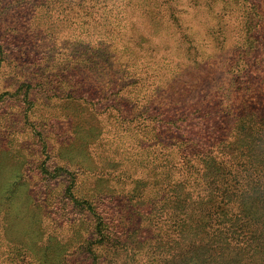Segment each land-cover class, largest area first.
I'll return each instance as SVG.
<instances>
[{"label":"rangeland","instance_id":"rangeland-1","mask_svg":"<svg viewBox=\"0 0 264 264\" xmlns=\"http://www.w3.org/2000/svg\"><path fill=\"white\" fill-rule=\"evenodd\" d=\"M210 1L122 0L129 3L118 19L126 35L123 55L111 60L109 49L97 50L89 63L75 58L86 34L81 23L89 20L74 4L83 0H0V43L8 51L6 59L0 54V264L19 253L25 264H93L98 211L118 236L127 238L136 228L128 214L137 205L125 200L146 182L149 194L170 158L150 139L152 120L163 118L150 95L159 92V102L176 100L185 109L214 100L225 114L222 104H230L237 69L245 62L264 65V0H215L208 11ZM246 17L256 24L249 33L258 37L254 54L247 51ZM212 29V36L225 38L224 47L214 46L207 35ZM183 32L195 34L201 50L195 57L182 43ZM203 56L207 64L197 65L194 58ZM128 59L144 69L145 83L138 84L145 86L126 78ZM39 71L64 81L62 86L94 93L96 103L50 98L49 85L25 92L24 76ZM113 91L127 102L124 113L107 97ZM143 221L135 223L141 227ZM128 240L125 256L111 264H151L140 253L139 239L132 234Z\"/></svg>","mask_w":264,"mask_h":264},{"label":"trees","instance_id":"trees-1","mask_svg":"<svg viewBox=\"0 0 264 264\" xmlns=\"http://www.w3.org/2000/svg\"><path fill=\"white\" fill-rule=\"evenodd\" d=\"M83 1L74 2L78 11L83 13L81 17L89 18L81 23L86 27L83 29L86 34L79 40L80 48L75 58L90 63L97 50L108 49L107 57L111 60L123 55L126 35L119 28L118 19L124 12L122 5L130 1ZM89 2L93 4L84 5ZM205 6L208 11L213 10L215 0ZM173 15L175 22H180L178 16ZM243 25L247 26L246 34H249L256 24L246 17ZM213 34H216L213 29L207 31L209 38L215 40L214 46L218 49L224 47L225 38ZM181 37L186 51L190 50L193 57L201 52L197 50L194 33L183 32ZM257 40L258 37L248 35L249 53L256 52ZM4 48L0 43L3 59L8 53ZM206 59L204 56L194 58L197 65L207 64ZM128 61L129 65L124 70L126 78H135L133 84L145 83L140 76L144 69L136 70L131 59ZM237 73L229 93L233 98L229 105L222 104V108L228 110L225 114L219 108L220 103H214V100L208 99L206 103L198 101L185 109L177 107L180 103L176 100L159 102V92L150 95L151 103L156 104V115L163 117L152 120L155 126L150 129V139L152 145L165 149L170 158L164 164L166 170L159 173L149 194H146L149 185L146 182L142 185L147 184L145 187L133 189L125 202L129 203V207H133V203L137 205V211L132 208L128 214L129 222L136 227L129 236L133 234L139 239L140 253L145 260H151V264H264V65L258 68L245 62ZM36 74L37 77L31 73L24 76L21 84L25 86V92L32 85L39 86L43 91L49 85L52 86L47 88L50 98L94 104L96 102L92 101H97L92 99L94 93L67 83L62 86L64 81L47 78L42 71ZM158 78L166 79L164 74ZM143 86L139 85V88ZM74 91H79V94ZM107 97L122 105L121 113H124L127 102H122L118 91L108 93ZM164 103L168 104L169 112L161 110ZM145 105L149 106L148 103ZM109 107L119 111L116 104ZM93 211L98 210L95 208ZM95 215L97 224L92 230L95 236L99 235V240L93 264H103L104 260L106 264L117 263L128 251L129 236H118L102 211ZM139 220H144L146 224L138 226L135 222ZM5 258L9 264H25L26 260L24 253Z\"/></svg>","mask_w":264,"mask_h":264}]
</instances>
